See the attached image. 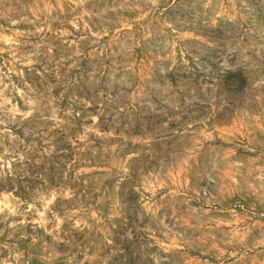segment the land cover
Listing matches in <instances>:
<instances>
[{"label": "rangeland", "instance_id": "obj_1", "mask_svg": "<svg viewBox=\"0 0 264 264\" xmlns=\"http://www.w3.org/2000/svg\"><path fill=\"white\" fill-rule=\"evenodd\" d=\"M0 264H264V0H0Z\"/></svg>", "mask_w": 264, "mask_h": 264}]
</instances>
